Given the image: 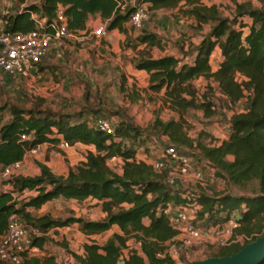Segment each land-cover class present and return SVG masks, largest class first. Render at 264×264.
<instances>
[{
	"label": "trees",
	"instance_id": "1",
	"mask_svg": "<svg viewBox=\"0 0 264 264\" xmlns=\"http://www.w3.org/2000/svg\"><path fill=\"white\" fill-rule=\"evenodd\" d=\"M12 1L23 7L14 14L0 15L1 29L7 34L32 32L41 21L49 27L61 7L66 29L72 35L87 31L88 22L99 18L106 32L129 36L128 20L133 9L121 13L115 0H40L31 5L26 4L27 0ZM260 1V7H253L248 1L235 3L234 15L229 18L220 15L218 6H205L201 0H137L138 4L149 5L150 10L174 9L183 2L188 7L184 12L193 18L198 29L204 25L209 28L199 44L190 46L189 52L180 49L181 57L154 58L140 51L133 60L134 69L148 76L147 90L158 96L163 107L178 114V119L167 121L156 117L150 131L184 154L187 152L182 148L197 152L199 162L207 161L219 180L240 189L254 185L255 192L188 197L185 192L166 186L164 173H156L148 162L137 158L138 148L148 153L154 145L138 127L119 122L113 125L114 133L110 135L91 122L93 118H102L100 110L87 109L85 113L71 115L25 110L5 103L0 106V171L22 162L30 149L44 144L55 148L63 141L71 147L81 144L94 149L87 151L84 159L64 175H56L48 166L38 163V175L14 176L7 181L10 189L0 192V238L5 236L12 215L42 234L30 238L28 249L21 254L22 264H57L51 255L27 259L28 252L44 250L48 231L73 225L86 236L118 229L103 244L85 243L81 255L70 252L61 243L77 264H178L167 253L179 233L170 222V205L197 207L196 216L207 229H221L230 218L238 223L233 236L244 239L218 247L207 258L231 256L264 233V0ZM134 42L128 47H161L158 37L147 31H142ZM215 48L219 49L221 59L213 69L210 58ZM199 78L215 82L223 107L233 109L244 101L243 109L228 120L227 139L219 143L191 139L185 130L183 117L188 111H202L205 119L218 113L207 94L197 95L193 89L192 82ZM207 90L212 91L210 87ZM113 157L122 161L121 174L107 164ZM24 192L35 194L21 199ZM59 198L95 200L105 217L88 221L33 215V211ZM130 241L135 247H130Z\"/></svg>",
	"mask_w": 264,
	"mask_h": 264
},
{
	"label": "rangeland",
	"instance_id": "2",
	"mask_svg": "<svg viewBox=\"0 0 264 264\" xmlns=\"http://www.w3.org/2000/svg\"><path fill=\"white\" fill-rule=\"evenodd\" d=\"M39 1L27 0L26 4H38ZM246 1L253 7L262 5L260 0H201V3L205 6L216 5L222 17L231 18L234 15L235 3ZM22 7L12 0H0V15L14 14ZM144 7L149 15L148 22L141 28L134 29L129 26L130 32L126 38L116 31L106 32L103 37L96 38L93 32L100 26L105 27V24L99 18H93L85 33L70 35L61 41L53 42L49 55L41 61L36 73L24 79H11L0 74V106L8 103L25 110H50L71 115L85 113L84 110L87 109L100 110L101 117L112 125L119 122L130 123L144 131L150 139L156 138L161 145L171 144L152 133L150 125L156 117L167 121L178 119V114L163 107L158 96H154L147 90L148 76L134 69L133 60L140 51L149 53L154 58L167 55L181 57L180 49L183 48V51L189 52L190 46H196L201 42L209 26L204 25L198 29L193 18L184 12L188 7L183 2L174 9L150 10L147 4ZM142 31L156 35L162 48L155 47L147 50L144 49V45L133 48L135 38ZM128 44L132 46L128 47ZM220 59V51L215 48L210 58L213 69H216ZM192 86L197 95H208L218 113L210 119H205L202 111H188L183 117L185 130L191 139H199L202 143H219L227 138L230 116L243 109L244 101L238 103L233 109H228L223 107L213 80L199 78L192 82ZM207 87H210L212 91H208ZM201 133L203 135L200 138ZM160 148L157 144L151 145L149 152L145 153L140 147L137 157L151 163L159 157ZM182 150L187 152L194 167L199 166L202 169L204 177L202 183L187 177L174 190L183 191L188 197L201 193L213 195L228 192L233 195H251L255 192L254 185L240 189L219 180L215 177L213 170L199 162L197 152L189 148H182ZM85 153L87 151L84 148L76 145L65 150L57 147L42 149L38 155L28 156L25 163L14 174L36 176L37 164L45 163L56 175H64L68 169L81 162L80 157L84 159ZM110 167L121 174L119 163ZM7 181L8 179L0 177V192L9 190ZM33 194L34 192H25L21 195V199ZM181 208L189 221L194 223L201 232V236L193 240L187 248L177 244L178 252L173 258L178 264L204 260L218 247L226 244L221 239L219 231L213 227L207 229L205 222L198 219L197 207L192 205ZM178 209L180 208L170 205L168 210L173 213ZM40 214H49L52 218L70 216L88 221H99L105 217L99 204L91 199L75 201L59 198L47 203L40 212H36V215ZM115 232L118 233V229L113 227L103 234L87 237L77 225L69 229H52L46 234L48 241L44 250H29L27 259L51 255L57 264H77L62 248L61 243H65L70 252L81 255L85 243L94 241L103 244ZM129 245L135 247L133 241H130ZM19 264H22V261Z\"/></svg>",
	"mask_w": 264,
	"mask_h": 264
},
{
	"label": "built area",
	"instance_id": "3",
	"mask_svg": "<svg viewBox=\"0 0 264 264\" xmlns=\"http://www.w3.org/2000/svg\"><path fill=\"white\" fill-rule=\"evenodd\" d=\"M116 7L124 13L133 9L130 13L128 25L132 28H141L149 20V15L144 7L145 4H138L137 0H115ZM49 31H46V30ZM105 27L100 26L93 34L96 38H101L105 35ZM72 34L66 29V19L63 15V9L58 8L55 19L50 23L49 27H44V21L38 22L34 31L22 34H7L0 30V74L8 78H27L32 73H36V69L43 59H45L50 51L53 42L61 41ZM93 126L106 134L114 133L113 125L104 118H93L91 120ZM152 142L160 148V154L157 159L149 163L156 173L163 174V182L171 189L178 188L180 182L187 177H191L198 183L203 182V171L197 166L194 167L190 158L182 153L175 145L166 143L161 145L156 138H152ZM45 145V144H44ZM40 145L30 149L25 155L22 162L7 166L0 171V177L10 179L14 173L20 169L28 156H36L41 151ZM57 148L65 150L71 148L66 142H60ZM146 161V160H145ZM147 162V161H146ZM122 161L120 158H110L107 161L108 166H116ZM202 163L212 170L207 161ZM199 164V163H198ZM111 168V167H110ZM115 172V171H114ZM9 187V186H8ZM25 193V192H24ZM170 222L172 226L179 232L177 238L169 244L167 253L173 258L178 252L177 244L183 248L190 246L193 240L201 236V232L196 228L194 223L189 221L182 208L170 214ZM238 228V223L234 218L221 228L219 231L221 239L227 243L230 241L238 243L244 238L233 236V231ZM42 234L32 227H28L21 223L16 215L9 218L7 231L4 237L0 238V261L9 264H19L21 254L28 249L31 237H38ZM246 240H248L246 238ZM36 249H30L35 251ZM174 259V258H173Z\"/></svg>",
	"mask_w": 264,
	"mask_h": 264
},
{
	"label": "water",
	"instance_id": "4",
	"mask_svg": "<svg viewBox=\"0 0 264 264\" xmlns=\"http://www.w3.org/2000/svg\"><path fill=\"white\" fill-rule=\"evenodd\" d=\"M263 261L264 233L231 256L211 257L190 264H262Z\"/></svg>",
	"mask_w": 264,
	"mask_h": 264
},
{
	"label": "crops",
	"instance_id": "5",
	"mask_svg": "<svg viewBox=\"0 0 264 264\" xmlns=\"http://www.w3.org/2000/svg\"><path fill=\"white\" fill-rule=\"evenodd\" d=\"M90 22V21H89ZM89 22H88V25H89ZM86 31H83V32H80L79 34H81V33H85ZM117 32V31H116ZM141 72H143V71H141ZM145 73V72H144ZM227 138H225L224 140H226ZM221 141H223V140H221ZM220 141V142H221ZM76 146H80L81 148H84L86 151H94V149H93V147L92 146H84V145H81V144H76ZM54 149V147H52L51 145H44V146H42V148H41V150L42 149ZM138 158V157H137ZM139 159V158H138ZM83 159H82V157H80V161H82ZM26 161V160H25ZM25 161H24V163H25ZM23 163V164H24ZM45 164V163H44ZM46 165V164H45ZM47 166V165H46ZM38 168V167H37ZM35 174L36 175H38L39 174V169L35 172ZM8 189H10V188H8ZM4 191H6V190H4ZM35 194V193H34ZM33 194V195H34ZM32 195V196H33ZM46 205V204H45ZM45 205H43L39 210H37V211H33V215H36V212H40V210L45 206ZM41 215V214H40ZM60 229H69V227H63V228H60ZM57 230H59V228H57ZM47 234V233H46ZM46 234H45V236H46ZM87 237H91V236H87Z\"/></svg>",
	"mask_w": 264,
	"mask_h": 264
}]
</instances>
